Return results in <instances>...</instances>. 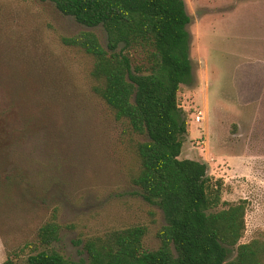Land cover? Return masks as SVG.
<instances>
[{
  "label": "rangeland",
  "instance_id": "374dc122",
  "mask_svg": "<svg viewBox=\"0 0 264 264\" xmlns=\"http://www.w3.org/2000/svg\"><path fill=\"white\" fill-rule=\"evenodd\" d=\"M185 3L193 76L178 97L188 127L181 158L222 181V206L247 200L241 243L264 240V0ZM83 31L107 46L102 25L53 2L0 0V264L42 249L85 260L88 237L138 225L146 249L160 246L165 213L132 182L147 138L94 91V58L65 43ZM54 217L59 239L43 247L39 229Z\"/></svg>",
  "mask_w": 264,
  "mask_h": 264
},
{
  "label": "trees",
  "instance_id": "16d2710c",
  "mask_svg": "<svg viewBox=\"0 0 264 264\" xmlns=\"http://www.w3.org/2000/svg\"><path fill=\"white\" fill-rule=\"evenodd\" d=\"M40 1L106 29V47L92 31L64 41L94 58V91L147 138L136 145L140 169L132 182L167 223L157 232V249L145 248L147 228L138 225L88 237L85 260L42 249L24 263L9 256L2 264H264V240L241 243L247 200L222 206V181L210 177L206 163L181 158L188 127L178 97L193 76L185 0ZM62 228L56 217L42 225L40 245L51 246Z\"/></svg>",
  "mask_w": 264,
  "mask_h": 264
},
{
  "label": "built area",
  "instance_id": "2783aa9c",
  "mask_svg": "<svg viewBox=\"0 0 264 264\" xmlns=\"http://www.w3.org/2000/svg\"><path fill=\"white\" fill-rule=\"evenodd\" d=\"M204 116H203V112L202 111H198L197 115H196V122H202ZM198 143L202 144V141H198Z\"/></svg>",
  "mask_w": 264,
  "mask_h": 264
}]
</instances>
